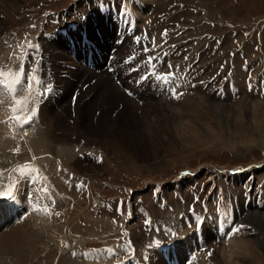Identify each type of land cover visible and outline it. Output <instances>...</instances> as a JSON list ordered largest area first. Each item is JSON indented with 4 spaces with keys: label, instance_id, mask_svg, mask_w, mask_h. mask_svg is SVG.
I'll list each match as a JSON object with an SVG mask.
<instances>
[{
    "label": "rangeland",
    "instance_id": "rangeland-1",
    "mask_svg": "<svg viewBox=\"0 0 264 264\" xmlns=\"http://www.w3.org/2000/svg\"><path fill=\"white\" fill-rule=\"evenodd\" d=\"M111 1L113 0H19L7 5H3L0 1V66L6 63L7 67L16 58L14 68L12 66L10 68L14 69L13 72H19L21 64L27 62L28 53L34 49L28 47L30 42L33 41L37 46L48 42L44 41L42 30L49 28L54 32L56 26L61 27L60 25L66 21H75L79 26L77 22L80 21V15L86 17L84 22H87L96 8H101L106 2ZM121 1L123 5L132 2V0ZM141 1L149 7L145 11L152 10L159 24L157 26L160 35L152 50L161 55L166 67L173 70L172 80L180 84L175 91L179 95L178 100L171 94L169 95L175 100L167 98L168 95H163L161 92L153 95V99L160 102L157 103L160 109L157 108L156 112L159 113L160 124L165 127L164 136H160L163 139L162 143L153 146L155 141L149 138L152 131L143 119L144 108L139 97L137 98L139 103L128 97L133 101L132 104L129 102L133 125L129 126L127 132L130 131L142 138V144H145L143 149L142 147H138L139 150L126 148L125 145L130 142L129 138L121 136V139L117 137L115 140L112 136L115 131H112L109 138L82 133L83 135L80 134L76 140L69 141L71 144L73 142V145L78 141L81 146L85 144L96 156L83 153L84 149L81 153H76L70 161L71 164L73 161L78 164L71 166L70 162L67 163V170L74 173V178H71L79 180L78 176L83 175L82 180L90 181L89 191L87 193L84 187L87 194L80 197L78 194H81L82 188L77 187L76 195L75 187L71 191L73 195L70 198L66 197L69 202L72 200V206L69 202L64 204L65 200L62 201L63 203L60 202L61 204L57 203L61 210L55 213L59 212L57 217L58 219L62 217L63 222L49 221L54 225L51 230L52 224L49 223V226L45 224L49 229L47 232L52 231L55 234L59 232L56 241H62L61 238L65 237V243L72 246L74 243L71 241L95 244L98 241H93L94 238H100L102 232H104L103 238H107L119 234L125 228L134 242V255L141 259V254L154 239H167L164 228L161 227L169 225L175 227L178 235H183L176 236L175 251L184 250L182 257L177 259L178 262L187 259L189 263L194 264L191 260L194 256L189 255L194 253V250L189 253L186 245V247L181 246L183 244L181 241L187 233L195 234L192 233V225L188 228L181 223V216L187 215L191 203L194 205L192 208L204 219L203 230L214 222L210 219L215 214V207L224 212L230 223L239 225L237 228L239 232L235 230L233 233L246 243V256L238 259L240 264H264V246L256 237L255 229L251 228L257 224L245 218L252 211H264V0ZM115 4L121 5L120 2ZM38 9L45 11L37 18L28 19L29 13H26ZM108 20H111L109 14L107 22L110 23ZM99 21L103 22L101 15ZM93 23L85 27L95 39L96 37L98 39V36L95 31L93 32V28H97L100 42L96 39V46L104 54L105 48L111 46L109 40L115 38V22L111 24V28L104 24L106 35H109L106 38L101 33L99 25ZM66 30L70 35L72 34L71 30ZM58 36L59 34H56L54 39ZM122 45H119L120 48ZM135 47L139 48V44ZM62 50L66 53L64 48ZM69 53L68 57H72ZM145 53L142 49L140 58L145 59ZM77 56L79 57V54ZM74 60L81 64L79 58L75 57ZM162 63L154 66L155 74L159 75L164 69L165 63ZM117 71L119 72V69ZM142 71L140 67L127 76L139 81ZM106 76L109 74L107 73ZM120 78L119 76L118 79ZM76 84L78 86L79 82ZM143 84L140 83L139 89ZM170 86L169 83L166 84L167 92L171 91ZM56 90L58 93L62 92L61 88ZM142 91L152 96L148 90ZM166 98L167 103L164 104ZM47 99H49L48 104L54 107L56 104L54 97ZM1 100L3 101L2 98ZM135 104L138 106L137 109ZM115 105L116 103L111 107L114 108ZM120 106L117 104V109ZM215 107L220 108V111ZM58 108L55 109L60 113L61 108ZM115 111L111 110V118L116 116ZM99 113L98 110H94L95 117ZM38 115L39 125L43 128L48 126V123L44 122L46 118ZM164 115H170V120L173 121L171 123L180 127V135L171 133L168 127L170 122L166 123ZM97 119L93 118L94 123ZM24 127L25 125H22L20 130L18 129L20 133L25 130ZM140 130L142 131L139 134ZM83 155L86 156L81 158ZM87 156L89 157L86 158ZM99 156H101L100 161H98ZM61 160L64 165V158ZM88 168L91 170L95 168L98 171L91 172ZM179 170H186L187 173H178ZM64 172L58 170V174L66 176ZM9 173L6 174L7 177L12 176L8 177L7 181L5 179L0 181L1 186L5 187L9 178L14 176V171ZM101 186H104L102 189L106 194L121 196L122 202V195L127 193L128 199L125 205L127 209L122 211L119 198L103 201L100 196L96 197L93 191L95 187L101 188ZM51 192L52 190H49V195ZM256 198H259L260 206L256 205L258 203ZM112 217H116L115 222L111 220ZM215 218L227 222L225 218L217 216ZM12 223L13 221H2L0 232L6 230ZM226 224L232 228L229 223ZM154 225L160 228L158 234L152 232ZM179 226H183V231L179 232L177 228ZM117 229L118 232H114ZM48 238L49 235L41 239L48 240ZM213 241L215 240L211 239L210 242ZM218 242L219 247L222 248L223 241L218 240ZM197 243L199 246L203 243L201 245L203 249H198L201 251L198 256L205 254V251L210 253L212 243L208 244L209 241ZM203 250L205 253L202 252ZM63 252L64 249L54 245L45 248L40 246L33 254L23 257L21 264L78 263L67 256V251ZM153 253L148 260L149 264H159L160 261L165 263L158 253L155 254V258ZM171 253L175 254L174 251ZM206 255H203L205 258L202 257V262L207 261ZM16 256L14 253H9L2 263L10 260L13 264ZM216 264H222L220 258L217 259Z\"/></svg>",
    "mask_w": 264,
    "mask_h": 264
},
{
    "label": "bare ground",
    "instance_id": "bare-ground-1",
    "mask_svg": "<svg viewBox=\"0 0 264 264\" xmlns=\"http://www.w3.org/2000/svg\"><path fill=\"white\" fill-rule=\"evenodd\" d=\"M0 1L3 2L2 3L3 5L4 4L7 5V4H14L15 2L19 0H0ZM114 7L118 8L117 6H114ZM120 10L122 9L120 8L119 11ZM94 11L95 13H93L88 18L87 22H82L80 19V21H78L77 23H79V26L83 24L84 27L89 26L90 23L92 25V22H94L95 24H98L102 31L101 33L106 38L109 35H106L107 30L104 29L105 25L103 22L99 21L100 15L98 11L97 10H94ZM108 21H110L111 24H113L114 22L112 20H108ZM64 42H65L64 39L59 35L58 37H56V39L48 40L47 43L42 44L44 55L47 57L46 60L49 61V65L51 67L55 90L61 88L62 92L57 93L55 95L54 99L56 101V104L54 107L48 104L49 99L45 100V102L41 104L39 107L38 114L43 116V118H46L44 122H47L48 124L47 123L46 124L48 126L43 128L39 125L38 122H36L34 124L35 126L34 130L27 135V137L25 138L24 145L20 146L19 148L20 154L24 155V156H21V159H27L28 153L34 156L35 161L37 163L36 165L30 164V168L37 167L40 170V172H42L41 178H37L36 181L44 180L45 182H47L48 193H45L42 197L49 196V190L53 191V189L54 190L56 189V190L63 192L64 187L66 186L69 187L68 191H65L67 193V196H64L61 201H57V203L59 204H61L60 202H62L63 200H65V202H68V199L66 197L70 198V196L73 195L71 191L76 187V183L78 179H73L74 177L68 178L66 176L60 175L61 173L58 174L56 172V169L54 168V164L52 163L53 161L51 160L55 157L60 158V159L64 158V165H62L60 170L66 171L68 167L67 163H69L74 158L76 153H79V152L81 153V151H84V149L85 151L83 153L85 154L88 153L89 155L91 154L93 155V157H96L92 149H90L85 144L81 146L79 145L78 143L79 141H78L76 142V144L74 143L75 145H73V142L71 144L69 141L76 140L79 137V135L82 133H89V134L92 133L94 135H101L105 138H109V136L112 135V131H115V133L112 135L113 139L116 140L117 137L121 139L122 138L121 136H124V138H129L130 142L129 144H126L125 146L126 148L128 147L130 150H139L138 147H142L143 149V146L145 145L144 143L142 144V138H139L140 136L137 137L134 135V133H131L130 131L127 132V130L130 129L129 126L133 125V122H132L133 119L130 117V112H129V102L130 104H132L134 100L133 101L129 100L128 97L125 94H123L122 91L121 93L119 91L120 90L119 87L116 84H114V82L111 81L109 76H106L107 73L105 71L102 70V71H99V73H95L93 70H90L89 68L82 66L79 63H76L74 59H72L71 57H68L67 51L68 52L70 51L68 50ZM138 44H139V48L137 49L135 45L133 44V50L137 51V55H138L137 60L142 56L140 55V52L143 49L142 48L143 45H140L141 42H139ZM123 45L121 48L120 46L117 47V50L114 53V57L116 59H120L118 53L119 54L125 53V50L123 51V49L125 48ZM79 47L81 48V45H79ZM83 47H85V45H83ZM63 48L64 50H66V53L62 50ZM74 50L76 51L75 45H74ZM126 50L128 51V48H126ZM76 58H79L80 60V55L79 57L76 55ZM91 61L92 62L94 61L93 54L91 56ZM71 65L74 66V69L72 70L69 68V66ZM95 67H98V66H95ZM143 73H145L144 70L141 72V75ZM157 76L159 75L155 74V72L153 71L152 77H149L147 75L145 77V80L143 81L144 83L142 85L144 88L143 90H148L150 93H152V96L147 95V93L143 92L141 89L139 90L138 95H137L139 99L142 101L141 105L144 108L142 112L143 119H145L149 130L152 131V133L150 132L151 134H149V138L155 141L153 143L154 144L153 146L159 145L160 143H162L163 139L160 136L161 135L164 136L165 134V127L160 124V121H159L160 118L158 116L159 113L157 114L156 112L157 108L160 109V107L157 106V103H160V102L158 100L155 101V99H153V95L157 93L159 94L160 92L163 95H168L167 94L168 92L166 90L167 89L166 84L162 85L160 83V80L156 79ZM91 78H94V81L92 83L90 82ZM84 79H86L84 82H80L81 80H84ZM120 81H122L121 78H120ZM78 82L80 85V86L78 85L79 88H77L78 86L76 84ZM84 83H87V85L81 88V86ZM74 88H77L76 90L77 96H76V100H74L73 106L71 107L69 103L70 94L68 93L70 92V90L72 92ZM4 98L5 97H2L3 100ZM151 100H152V104H150ZM147 102L149 103L147 104ZM114 103H116V105L114 106V108H112ZM163 103L164 104L167 103V98L164 99ZM170 103L172 104L173 102H170ZM2 104H4V101H2ZM117 104L121 105L118 109H117ZM58 107L61 108L60 113L57 111V109H59ZM137 108L138 106L137 104H135V109ZM215 108L216 110L220 111V108H217V107ZM94 110H98L100 112L99 114H97L96 117L94 116ZM111 110L112 111L117 110L115 111L116 113L115 114L116 116H114L115 118L110 117ZM107 113L109 114L108 116L105 115ZM99 115H101V117ZM164 117H165L164 120L166 121V123L170 122L168 123V127L171 130V133L173 132V134L180 135V127L171 123L173 121L170 120L171 119L170 115H167V116L164 115ZM93 118L94 120L98 118L96 123H94ZM40 123H41V118H40ZM21 126L22 125H20L19 128L17 129H13L12 132L8 135L5 134L0 127V179H1L0 181L1 182L4 181V179L7 181L8 177L12 176L10 175L7 177L6 175L7 173L10 172L9 174H11L12 171L15 172V168H12L8 162V159L12 157V155L9 153V150H10L9 143L11 139H14L15 136L20 134L19 130ZM141 131L142 130L138 131V133L140 134ZM24 151L26 152L24 153ZM143 151H146V150H143ZM154 152L156 151H153V153ZM85 156L83 155L81 156V158H84ZM88 157L89 156H87L86 158ZM75 163L74 161L72 162V164L70 162V165L75 166L76 164H78V163L76 164ZM5 166H8L9 169L7 170ZM95 170L96 169L93 168L91 172H95ZM84 173H87V172H84ZM9 179L12 180L13 177ZM27 200L31 202L30 197ZM65 212H67V210ZM256 212L252 211L250 214H247L245 218L246 220H249V222L257 224V226L254 225V227H251V228L255 229L256 237L260 240L259 242H261V244L264 246V211H259L257 213ZM58 213L59 212L55 213V216H59ZM35 214L36 213H31V214H28V217L26 216V218L22 220L13 221L12 225H10L6 230L0 232V264H7V263L12 264L10 260H6L5 262L2 263V260L6 259L4 257L5 256L8 257L9 253H14L15 255L18 256V257L17 256L15 257L14 259L15 262L13 264H16V262H20L21 264L23 257L28 256V254H33L40 246L45 248L48 245L50 246L54 245L55 247L59 249H64V250L69 249L68 247H70L71 244L69 245L68 243L67 244L65 243L64 241L65 237L61 238L62 241H59V243L62 245V247L60 248L58 246V242L56 241L57 240L56 236L59 234V232L56 234L53 233L52 231L48 233L47 231L49 229L46 228L50 225L49 223H51L54 220L55 221L60 220V222H63L62 217L60 219H58V217H55L54 219L51 220V222H47L45 221V219H47L46 216H44L42 213L37 212V215ZM5 220H6V214L0 208V223ZM226 223L227 222H225L224 220L220 218H215L214 222L210 224V226L206 227L204 230H203L204 227L201 226V230L199 231L200 232L199 240L202 242H207V243L209 241L208 244L212 243L210 242L211 239L215 241H213V243L210 245L211 246L210 253L208 252L209 254L206 255L208 256L207 261L203 260L205 262H202V259L205 258L203 257V255L206 254L205 253V254H202V256L196 255L195 258L191 257L192 263L194 264H205V263L206 264H216L217 259L220 258V263L222 262V264H240L238 259L246 256V245H245L246 243H244L241 239H239L240 236L238 238L236 234L234 235L233 232L235 231H229L231 228H229ZM45 224L48 226H46ZM53 225L54 224L50 225L51 230H52ZM48 235H49L48 240L41 239ZM218 240L223 241L222 248L219 247ZM181 242L183 243L181 246H184V247L187 246V248H189V253L194 250V247H199L197 243L199 241L198 239H196L195 234L187 233ZM202 244L203 243H201V245ZM170 251L172 252V250ZM174 253H175L174 255H176L175 256L176 259H178L179 257H182L184 250L175 251V248H174ZM153 254L155 258L156 253H153ZM159 264H165V263L160 261Z\"/></svg>",
    "mask_w": 264,
    "mask_h": 264
},
{
    "label": "snow or ice",
    "instance_id": "snow-or-ice-1",
    "mask_svg": "<svg viewBox=\"0 0 264 264\" xmlns=\"http://www.w3.org/2000/svg\"><path fill=\"white\" fill-rule=\"evenodd\" d=\"M29 47L35 48L38 46L29 45ZM25 79L27 80L28 85H29V94L20 100H15L14 94L17 91L18 87L23 86ZM156 79L161 80L164 83H167L170 79V74H164V75L157 76ZM33 83H36V84L40 83V81L37 79V77L35 75V69L33 70V72L31 74H28L26 76L23 63L21 64L19 72H13V71H7L6 72L4 69H0V86H2L5 90H7L10 95H12V98L15 101V105H16V106L11 108L13 115L11 117H9L10 121L15 120L18 123H20L21 125H23L24 123H27L32 118V115L35 114L34 110L31 112V114H27V105H28L30 99H32V93H33L32 85H33ZM173 94L174 95L176 94L174 89H173ZM17 111H25L26 115L23 117L17 116L16 115ZM21 171H22V173H26L28 171H31V169L25 168V169H22ZM14 194L15 193H14L12 187H9L6 190V192H0V195H6L10 199L14 197ZM37 210L44 211L46 214H48L47 207H45L43 209L38 208Z\"/></svg>",
    "mask_w": 264,
    "mask_h": 264
}]
</instances>
